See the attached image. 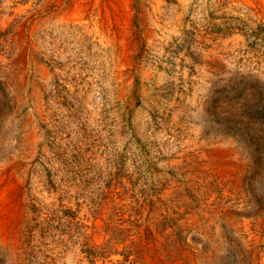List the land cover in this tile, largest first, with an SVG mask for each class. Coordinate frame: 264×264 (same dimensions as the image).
Instances as JSON below:
<instances>
[{
    "label": "rangeland",
    "instance_id": "1",
    "mask_svg": "<svg viewBox=\"0 0 264 264\" xmlns=\"http://www.w3.org/2000/svg\"><path fill=\"white\" fill-rule=\"evenodd\" d=\"M0 226V264H264V0H0Z\"/></svg>",
    "mask_w": 264,
    "mask_h": 264
},
{
    "label": "bare ground",
    "instance_id": "2",
    "mask_svg": "<svg viewBox=\"0 0 264 264\" xmlns=\"http://www.w3.org/2000/svg\"><path fill=\"white\" fill-rule=\"evenodd\" d=\"M6 236L7 235L5 234L4 228L2 226H0V243L4 244L6 242ZM5 245H7V244H5Z\"/></svg>",
    "mask_w": 264,
    "mask_h": 264
}]
</instances>
